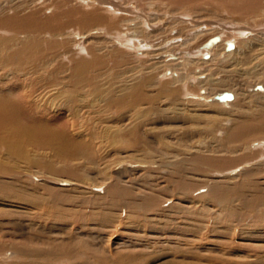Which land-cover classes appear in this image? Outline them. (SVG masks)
<instances>
[{
	"label": "rangeland",
	"instance_id": "obj_1",
	"mask_svg": "<svg viewBox=\"0 0 264 264\" xmlns=\"http://www.w3.org/2000/svg\"><path fill=\"white\" fill-rule=\"evenodd\" d=\"M224 4L0 0V94L46 127H0V264H264V136L226 135L264 4Z\"/></svg>",
	"mask_w": 264,
	"mask_h": 264
},
{
	"label": "bare ground",
	"instance_id": "obj_2",
	"mask_svg": "<svg viewBox=\"0 0 264 264\" xmlns=\"http://www.w3.org/2000/svg\"><path fill=\"white\" fill-rule=\"evenodd\" d=\"M98 1V0H97ZM234 1V2H232ZM245 1V0H244ZM175 2V1H173ZM223 2H225L226 4H224L225 6L227 5V7L231 4L229 3H232L233 5L237 3V5H235V7H241V10L244 9L245 11H254L256 9H259L258 7L260 5H263L264 4V0H246V2H242L241 0H223ZM245 3V4H244ZM174 4V3H173ZM229 4V5H228ZM180 5V4H179ZM222 5V4H221ZM176 6V5H175ZM98 7V6H97ZM107 8V7H106ZM140 8V7H139ZM144 9V8H143ZM97 10V9H96ZM100 10V9H99ZM236 11V10H235ZM75 12V11H74ZM262 12V11H261ZM69 13V12H68ZM76 13V12H75ZM107 13V12H106ZM155 14V13H154ZM74 15V14H73ZM87 15V14H85ZM104 15V14H103ZM260 16V15H259ZM27 17V16H26ZM102 17V16H101ZM128 16L125 17V19L127 18ZM130 17V16H129ZM132 17V16H131ZM71 18V17H70ZM90 18V17H89ZM124 19V20H125ZM71 20V19H70ZM119 19H117L118 21ZM122 20V19H121ZM129 20V19H128ZM128 20H126L125 22H127ZM133 20V19H132ZM112 21V20H111ZM258 21V20H257ZM5 22V21H4ZM259 22V21H258ZM257 22V23H258ZM27 23V22H26ZM113 23L115 24L114 20L112 21L111 25H113ZM119 23V21H118ZM135 23V22H134ZM137 23V22H136ZM247 23V22H246ZM28 24V23H27ZM117 24V23H116ZM7 25V24H6ZM114 26V25H113ZM32 27V26H31ZM30 27V28H31ZM113 28V27H112ZM143 29V28H142ZM151 30V29H150ZM207 30V29H206ZM121 31V30H120ZM146 32V31H145ZM262 32V31H261ZM152 35V34H150ZM162 35V34H161ZM264 35V34H262ZM262 35H259L258 37L259 38H252L250 41V44L252 45H249V43L247 42H244L245 46L241 49L242 50V54H240L239 56L242 58V61H243V65H247L248 68H247V74H251V75H257L259 74L262 70H264V37ZM140 36V35H139ZM261 36V37H260ZM128 37V36H127ZM147 37V36H146ZM152 37V36H151ZM154 37V36H153ZM257 37V36H256ZM263 37V38H262ZM122 38V37H121ZM141 38V37H140ZM155 38V37H154ZM167 38V37H166ZM35 39V38H34ZM132 39V38H131ZM157 39V38H156ZM161 39V38H160ZM190 40V39H189ZM158 41V40H157ZM231 41V40H230ZM125 42V41H124ZM162 42V41H161ZM164 42V40H163ZM226 42V41H225ZM229 42V41H228ZM235 42V41H234ZM15 43V42H14ZM126 43V42H125ZM135 43V42H134ZM152 43V42H151ZM159 43V42H158ZM217 43V42H216ZM227 43V42H226ZM234 44V43H233ZM248 44V46L246 45ZM126 45V44H125ZM128 45V43H127ZM229 45V43L227 44ZM226 45V46H227ZM231 46V45H229ZM234 46V45H233ZM235 47V46H234ZM258 47H263V48H258ZM178 49V48H177ZM233 49V48H232ZM263 49V51H262ZM168 50V49H167ZM200 50V49H198ZM240 50V51H241ZM166 51V50H165ZM233 51H238L236 49L234 50H230L228 51V54H231L233 53ZM263 52V53H262ZM227 53V52H226ZM240 53V52H239ZM225 54V53H224ZM194 55V54H193ZM216 55H219V54H216ZM215 55V58L218 57ZM234 55V54H233ZM238 57V56H237ZM239 58V57H238ZM240 58V60H241ZM232 59V57H231ZM233 59H235V57H233ZM255 59H259V63L256 64L254 67L252 68H249V65H251L253 63V61ZM226 60V59H225ZM223 60H221L222 62ZM238 61V60H237ZM256 61V60H255ZM196 62V61H195ZM84 63V62H83ZM225 62L223 61V63L221 64H224ZM186 64V63H185ZM192 64H193V61H192ZM229 64V62H228ZM238 64V63H237ZM220 65V64H218ZM241 65V63H240ZM81 66V64H80ZM227 66V64L225 65V67ZM183 67V66H182ZM192 67V66H191ZM222 67V66H221ZM220 67V69H221ZM79 68V67H78ZM82 71V70H81ZM80 71V72H81ZM84 71V70H83ZM262 76V75H261ZM264 76V75H263ZM184 78V76H183ZM179 79V78H178ZM181 80V79H180ZM213 82V81H211ZM230 83V82H229ZM124 85V84H123ZM140 85V84H139ZM168 86V85H167ZM243 86V85H242ZM236 87V86H234ZM253 88V87H252ZM264 88V87H263ZM8 90H10L9 92H14L13 91V87L10 85L9 87H5V85L1 86L0 87V91L2 92H6ZM132 89V88H131ZM181 89V88H180ZM186 89V88H185ZM187 91V90H186ZM240 91V90H239ZM238 92V91H237ZM7 93V92H6ZM136 94V93H135ZM208 94V93H207ZM264 95V94H263ZM263 95H253L252 98H253V103H261L259 101H261L263 99ZM211 96V95H210ZM233 96V95H232ZM235 96V95H234ZM248 96V95H247ZM177 97V96H176ZM230 97V96H228ZM246 97V96H244ZM252 100V99H251ZM23 101V100H22ZM21 101V103H22ZM226 101V100H225ZM225 101L221 102V103H225ZM20 103V101H19ZM18 101H13L12 98H8L6 97L5 94H0V127L5 125L6 123H8V121L6 120H16L19 122V124L23 125L25 127V131H21L22 133H26L27 136H34V132L38 131L39 133H42L43 132V129L45 130L46 127H41L42 129H37L36 127L34 126H25L26 125V122H25V118L23 117V113L22 111V106L20 107L21 104H19ZM24 104V103H23ZM247 104V103H246ZM262 104V103H261ZM221 105V104H220ZM258 105V104H257ZM262 106V105H261ZM24 108V106H23ZM242 108V109H241ZM263 109V108H262ZM255 110V109H254ZM259 111V109H258ZM254 112V111H253ZM262 112V111H261ZM247 112H245L243 110V107H240L237 112H236V117L234 119V125L230 128V129H227L226 130V135L228 138H231V141L232 139H236V140H233V141H237V139H242V143L245 142V141H250L249 138H254V139H261L262 136H264V109H263V112L261 113L262 117H258V118H254V116H251L250 114H246ZM249 113V112H248ZM256 113V112H255ZM258 113V112H257ZM256 113V115H257ZM181 115V114H180ZM258 116V115H257ZM45 118V117H44ZM238 120V121H237ZM22 129V128H20ZM52 129V128H51ZM49 129V132L47 131L46 129V132L49 133V134H54V132ZM31 133V134H30ZM38 133V134H39ZM36 134V133H35ZM57 134H54L53 136H56ZM36 137V136H35ZM226 137V138H227ZM60 138V137H59ZM34 139V138H33ZM38 139V138H36ZM53 140V139H52ZM18 141V140H17ZM62 141V140H61ZM53 142V141H52ZM56 142H58L56 140ZM63 142V141H62ZM67 142V141H65ZM65 142H63L61 144V149H64L66 144ZM230 142V141H229ZM228 142V144H229ZM239 142V141H238ZM232 143V142H231ZM59 145V144H58ZM60 147V146H59ZM67 147V146H66ZM59 158V157H58ZM60 159V158H59ZM196 161V160H195ZM218 189V188H217ZM223 190V189H222ZM221 194H222V191H221ZM223 194H224V197L226 195V189L223 190ZM133 240V239H132ZM132 242V241H131ZM126 246V245H125ZM19 249V248H18ZM27 249V248H26ZM5 252V251H4ZM25 256H30V264H53V263H49L51 262L49 260V256L47 255L46 252H42V250H38V249H27V251L23 249L22 251ZM33 255V256H31ZM3 261V260H2ZM12 262V261H11ZM57 261H55L54 264H57L56 263ZM59 262V261H58ZM2 263V262H0ZM5 262H3L4 264ZM9 264V263H8Z\"/></svg>",
	"mask_w": 264,
	"mask_h": 264
}]
</instances>
